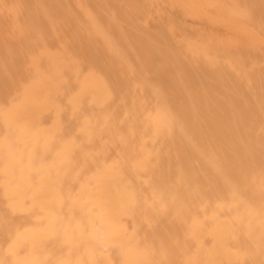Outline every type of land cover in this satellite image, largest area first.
<instances>
[{
    "label": "rangeland",
    "instance_id": "1",
    "mask_svg": "<svg viewBox=\"0 0 264 264\" xmlns=\"http://www.w3.org/2000/svg\"><path fill=\"white\" fill-rule=\"evenodd\" d=\"M0 264H264V0H0Z\"/></svg>",
    "mask_w": 264,
    "mask_h": 264
}]
</instances>
